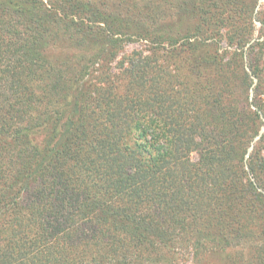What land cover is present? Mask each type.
I'll return each mask as SVG.
<instances>
[{"label": "trees", "instance_id": "16d2710c", "mask_svg": "<svg viewBox=\"0 0 264 264\" xmlns=\"http://www.w3.org/2000/svg\"><path fill=\"white\" fill-rule=\"evenodd\" d=\"M258 2L0 0V264H264Z\"/></svg>", "mask_w": 264, "mask_h": 264}, {"label": "rangeland", "instance_id": "374dc122", "mask_svg": "<svg viewBox=\"0 0 264 264\" xmlns=\"http://www.w3.org/2000/svg\"><path fill=\"white\" fill-rule=\"evenodd\" d=\"M264 10V0H259V2H258V5H257V7H256V12H258L259 10ZM257 27H258V29L260 28V23L259 22H257ZM257 29V30H258ZM261 34V32L258 30L257 32H256V36H258V35H260ZM255 41V40H254ZM253 42V41H252ZM251 42V43H252ZM250 43V44H251ZM143 46V43H140V42H134V43H129L127 46H126V48H125V50H124V52L125 53H128V52H131L132 50H134V49H140L141 47ZM250 70V69H249ZM251 71V70H250ZM253 79H254V82H253V85H252V87H251V89H250V99H252V97L254 96V86L256 85V83H257V78L255 77V76H253ZM264 133V124L260 127V131H259V134L254 138V140H253V142H252V145L250 146V148H249V150H252V147H253V143L256 141V140H258L260 137H261V135ZM192 158L193 159H196L197 158V155H196V153H193L192 154Z\"/></svg>", "mask_w": 264, "mask_h": 264}, {"label": "water", "instance_id": "95a60500", "mask_svg": "<svg viewBox=\"0 0 264 264\" xmlns=\"http://www.w3.org/2000/svg\"><path fill=\"white\" fill-rule=\"evenodd\" d=\"M254 40H256V38H254L252 41H254ZM252 41H251V42H252Z\"/></svg>", "mask_w": 264, "mask_h": 264}]
</instances>
